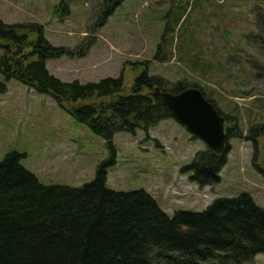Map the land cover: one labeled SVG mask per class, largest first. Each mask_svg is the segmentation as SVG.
Returning <instances> with one entry per match:
<instances>
[{
	"label": "rangeland",
	"instance_id": "rangeland-1",
	"mask_svg": "<svg viewBox=\"0 0 264 264\" xmlns=\"http://www.w3.org/2000/svg\"><path fill=\"white\" fill-rule=\"evenodd\" d=\"M102 1L0 0V21L40 25L51 45L85 52L83 58L47 62L50 74L64 83L122 77L130 94L148 70L167 88L200 87L230 130L227 164L216 187L200 188L193 172L184 171L207 147L174 119L136 136H115L116 163L107 168V187L143 190L168 217L203 213L217 199L244 194L264 209L258 170H264V0H125L97 28ZM6 86L0 95V160L23 154L22 165L46 186L92 183L112 156L105 140L52 97L18 80ZM255 263L264 264V254Z\"/></svg>",
	"mask_w": 264,
	"mask_h": 264
},
{
	"label": "trees",
	"instance_id": "trees-1",
	"mask_svg": "<svg viewBox=\"0 0 264 264\" xmlns=\"http://www.w3.org/2000/svg\"><path fill=\"white\" fill-rule=\"evenodd\" d=\"M124 1L103 0L97 28ZM44 31L37 24L0 21V75L5 80L0 95L7 93V82L18 80L52 97L76 123L105 140L112 156L92 183L79 188L42 184L22 165L23 154L11 152L0 160V264H256L255 258L264 254V209L250 195L217 199L203 213L168 217L143 190L107 187V168L116 163L115 136H136L172 119L155 89L180 94L188 87L167 88L148 70L136 78L130 94L124 92L122 77L64 83L50 74L47 62L83 58L85 52L51 45ZM160 54L161 49L155 61ZM226 164L227 155L207 150L197 153L184 171L193 172L191 180L200 188L216 187Z\"/></svg>",
	"mask_w": 264,
	"mask_h": 264
},
{
	"label": "water",
	"instance_id": "water-1",
	"mask_svg": "<svg viewBox=\"0 0 264 264\" xmlns=\"http://www.w3.org/2000/svg\"><path fill=\"white\" fill-rule=\"evenodd\" d=\"M155 90L172 117L189 133L204 141L217 156L227 153L225 119L199 89L190 88L180 94Z\"/></svg>",
	"mask_w": 264,
	"mask_h": 264
}]
</instances>
